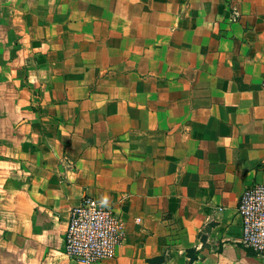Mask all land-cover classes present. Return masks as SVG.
<instances>
[{"label":"crops","instance_id":"0c3cea01","mask_svg":"<svg viewBox=\"0 0 264 264\" xmlns=\"http://www.w3.org/2000/svg\"><path fill=\"white\" fill-rule=\"evenodd\" d=\"M256 183L264 0H0V264H82L85 195L125 231L94 264H264L238 213Z\"/></svg>","mask_w":264,"mask_h":264},{"label":"built area","instance_id":"2783aa9c","mask_svg":"<svg viewBox=\"0 0 264 264\" xmlns=\"http://www.w3.org/2000/svg\"><path fill=\"white\" fill-rule=\"evenodd\" d=\"M232 10V18L238 19V9ZM238 213L242 219V244L257 253H264V184L256 183L243 191ZM124 237L121 216L113 208L85 195L69 211L65 253L82 264H94L113 256Z\"/></svg>","mask_w":264,"mask_h":264},{"label":"trees","instance_id":"16d2710c","mask_svg":"<svg viewBox=\"0 0 264 264\" xmlns=\"http://www.w3.org/2000/svg\"><path fill=\"white\" fill-rule=\"evenodd\" d=\"M196 258V255L191 256V261Z\"/></svg>","mask_w":264,"mask_h":264}]
</instances>
